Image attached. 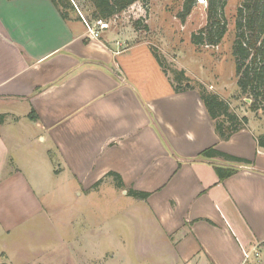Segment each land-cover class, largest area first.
Here are the masks:
<instances>
[{
    "label": "crops",
    "instance_id": "1",
    "mask_svg": "<svg viewBox=\"0 0 264 264\" xmlns=\"http://www.w3.org/2000/svg\"><path fill=\"white\" fill-rule=\"evenodd\" d=\"M122 41L115 27L91 38L83 20L62 19L50 0H0V263L65 264L54 257L74 254L78 217L95 225L98 238L92 197L102 183L93 184L109 180L114 192L110 171L149 192L126 202L123 191L125 201L115 208L112 197L109 205L112 218L135 205L138 216L121 220L145 225L138 248L144 258L264 262V148L256 141L264 125L221 140L195 90L175 92L165 75L168 86L158 92L132 83L129 53L144 44L120 51ZM210 146L251 163L199 155ZM216 167L236 171L220 179ZM44 174L72 181L79 205L72 200L51 212L38 181ZM52 223L58 243H49ZM114 226L107 218L105 254L117 259L123 239Z\"/></svg>",
    "mask_w": 264,
    "mask_h": 264
},
{
    "label": "rangeland",
    "instance_id": "2",
    "mask_svg": "<svg viewBox=\"0 0 264 264\" xmlns=\"http://www.w3.org/2000/svg\"><path fill=\"white\" fill-rule=\"evenodd\" d=\"M240 1L241 0L227 1L224 10V15L227 20V32L221 42L216 46H201L197 48L190 41L191 33L197 31L206 23L205 0L196 1L191 13L186 17L184 22H181L176 17V14L182 7L183 0H147L145 4L136 3L118 14L116 18L114 17L112 20L108 21V28H117L121 35V40L123 41L118 45L120 51L126 49L127 46L133 43H143L147 45L139 46L129 53L130 58L135 57L133 59L134 62L130 60L131 63H129H133L132 69L134 74L132 76L134 78L131 80L132 83L136 82V85L139 86L140 89H144L147 94L152 91L154 92V90L158 92L168 86L167 79L150 50V46H153L158 52L163 54L168 64H172L174 68L184 69L186 75L192 79L193 83L194 81H198L202 83L207 90L228 100L231 108L239 116H246L248 118L246 127L248 126L252 133L260 126H263V111H258L257 114L252 113L248 109V104L250 102L248 103L245 97L238 99L233 97L237 89L235 81V63L231 46L234 37L235 12ZM136 20L139 21L138 28L133 26V22ZM127 55L128 54L125 56ZM141 79L145 81L142 82ZM148 85L151 90L148 89ZM193 90L196 91V89ZM50 161L55 174H57L60 169L57 159L51 157ZM38 181L43 183L44 197L42 198L45 203H48L47 207L51 212L57 214V209L60 206H68V204H71L70 201L72 200L73 203L76 202L75 204L79 205L78 202L80 201L78 196L72 194V181L67 180L65 184H62V179L56 180L52 177L46 178L45 174ZM100 183H102L100 185L101 189L97 191V195L92 197V199L96 198V203H94L96 204V209L94 208L95 211L93 213L97 215L96 218L93 216V219H97V224L101 225L97 227L103 229L102 232H98L99 236L97 238V229L94 228L95 225L86 226L82 219L78 217L75 221L76 226L74 233V237L77 236L78 241L74 246V254L70 257H65V259L57 255V257L54 258L62 260L65 264H170L169 260L166 259L155 257L144 258V255L138 252L139 246H143L140 242V240H143V237L140 235L144 234L147 236L145 225L138 222L139 224H136V227L129 226L121 220L123 218H130L129 220H131L134 219L133 216H138L136 210L133 209L135 205L127 208L129 215L121 214V211L116 209L114 211L115 216L112 218V216H109V205L112 202L111 198L113 197L115 208H117L116 206L121 204L123 201L122 198H124L121 192H126V189L117 188L112 179L111 186H114V192L106 189L107 186L109 188V180L105 181L103 179ZM124 186L126 188L132 187L125 184ZM81 192L82 195L80 197L83 198L85 192L82 189ZM74 196L77 198L76 201L73 199ZM126 196L128 198L127 194ZM82 200L89 203L90 197ZM126 200V202H133L131 198ZM85 208L88 209L87 206H85ZM142 213L145 212L143 211ZM107 218L108 220L113 219L115 224L114 227L116 228L115 233L120 232L122 235L123 256L120 254L121 258L112 259L111 256L105 254L107 249L111 246L110 243H106L105 241ZM147 218L141 219V221L146 220V225H148ZM54 224L55 223H52V225L49 226V243H58V239L55 240L57 232L53 228ZM83 226L85 228H83ZM104 229L105 232H103ZM69 235H67L68 239L70 238ZM90 237H93V239L91 240ZM134 249L137 250L134 251ZM135 255L137 258H135ZM257 264H264V262L260 261V263L257 262Z\"/></svg>",
    "mask_w": 264,
    "mask_h": 264
},
{
    "label": "trees",
    "instance_id": "3",
    "mask_svg": "<svg viewBox=\"0 0 264 264\" xmlns=\"http://www.w3.org/2000/svg\"><path fill=\"white\" fill-rule=\"evenodd\" d=\"M59 15L64 20H82L89 24L101 21H110L121 12L127 10L136 2L145 4L147 0H50ZM197 0H183L180 11L176 17L184 22L191 13ZM206 23L203 27L190 35V41L195 47L216 46L227 32V20L224 10L228 0H205ZM138 22L133 26L138 28ZM232 56L235 63L236 94L235 99L245 97L250 99L248 109L257 114L264 113V0H241L237 5L234 20V37L232 41ZM158 65L167 77L175 92L196 89L205 107V110L213 122L214 129L221 140L229 139L234 133L246 128L248 118L239 116L230 106L228 100L221 98L216 93L206 89L198 82L186 75L182 68H174L168 64L166 58L153 46H150ZM193 83V84H192ZM31 118L35 117L33 111ZM6 116L0 114V124ZM259 147L264 148V132L256 136ZM199 155L203 157H216L225 161L249 164L250 160L233 156L213 146L205 148ZM215 170L220 179L232 175L236 170L231 168L216 167ZM119 189H126V194L134 199L144 200L149 192L126 188L121 177L115 172H108ZM98 180L93 187H96ZM125 187V188H124ZM3 264V263H0Z\"/></svg>",
    "mask_w": 264,
    "mask_h": 264
},
{
    "label": "built area",
    "instance_id": "4",
    "mask_svg": "<svg viewBox=\"0 0 264 264\" xmlns=\"http://www.w3.org/2000/svg\"><path fill=\"white\" fill-rule=\"evenodd\" d=\"M87 33L91 38L98 39L99 38V31L108 28V23L106 21L98 20L93 24H89L84 18H82Z\"/></svg>",
    "mask_w": 264,
    "mask_h": 264
},
{
    "label": "water",
    "instance_id": "5",
    "mask_svg": "<svg viewBox=\"0 0 264 264\" xmlns=\"http://www.w3.org/2000/svg\"><path fill=\"white\" fill-rule=\"evenodd\" d=\"M245 100H246L248 103L250 102V99H249V98H246Z\"/></svg>",
    "mask_w": 264,
    "mask_h": 264
}]
</instances>
